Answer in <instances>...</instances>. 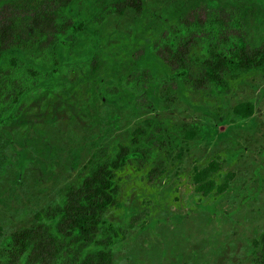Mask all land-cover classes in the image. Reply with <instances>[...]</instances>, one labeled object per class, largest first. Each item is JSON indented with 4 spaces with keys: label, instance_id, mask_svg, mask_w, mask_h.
I'll list each match as a JSON object with an SVG mask.
<instances>
[{
    "label": "rangeland",
    "instance_id": "1",
    "mask_svg": "<svg viewBox=\"0 0 264 264\" xmlns=\"http://www.w3.org/2000/svg\"><path fill=\"white\" fill-rule=\"evenodd\" d=\"M60 1L3 3L0 25L26 34L33 14ZM145 2L143 16L105 15L96 79L62 91L65 114L1 133L0 255L10 233L80 180L94 152L131 145L142 127L144 145L120 173L122 206L109 213L125 230L115 264H256L254 240L264 231V73L219 89L202 77L201 59L212 47L226 54L263 48L264 0ZM242 101L254 104L251 117L234 114ZM25 152L29 162L20 169ZM213 158L221 162L218 182L228 172L233 178L226 192L203 197L192 173Z\"/></svg>",
    "mask_w": 264,
    "mask_h": 264
},
{
    "label": "trees",
    "instance_id": "2",
    "mask_svg": "<svg viewBox=\"0 0 264 264\" xmlns=\"http://www.w3.org/2000/svg\"><path fill=\"white\" fill-rule=\"evenodd\" d=\"M12 1L1 0L0 5ZM127 10L143 16L146 2L63 0L52 9L33 14L32 29L26 34L18 32L13 24H1L0 135L10 124L30 126L32 121L46 123L65 114L69 105L61 96L63 92L78 89L83 83L90 85L98 74L106 38L103 18L112 13L121 16ZM201 63L202 77L226 89L245 74L264 73V47L240 46L228 54L212 47ZM186 75L184 69L179 74ZM233 112L248 118L255 107L250 101H242ZM147 133L137 127L131 145L120 144L113 152L107 148L94 152L80 180L62 191L56 204L36 211L31 224L6 237L0 264H115V246L123 240L125 230L110 220L109 213L113 207L122 206L120 173L144 145L143 135ZM185 136L193 139L195 130H188ZM27 156L26 152L20 154V169L29 162ZM220 169L218 158L195 167V191L203 197L226 192L233 173L228 172L218 182ZM254 245L255 263L264 264V231Z\"/></svg>",
    "mask_w": 264,
    "mask_h": 264
}]
</instances>
